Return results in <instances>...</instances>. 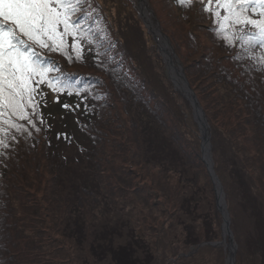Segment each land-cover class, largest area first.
Returning <instances> with one entry per match:
<instances>
[{
    "label": "trees",
    "instance_id": "16d2710c",
    "mask_svg": "<svg viewBox=\"0 0 264 264\" xmlns=\"http://www.w3.org/2000/svg\"><path fill=\"white\" fill-rule=\"evenodd\" d=\"M158 3L167 6L168 12L163 26L154 13L156 19L205 112L213 170L225 193L229 221L232 204L226 181L233 184L235 180L238 197L242 199L246 195L252 201L248 208L255 223L256 241L263 244V251L253 246L252 250L256 251L253 258L254 251L246 249L243 258L239 256L240 264H264V231L261 232L264 229V71L246 54L241 53L244 56L241 60L235 59L241 50L229 49L216 34L212 12L223 13V9L217 7L215 0L211 5L207 0L191 6H180L176 0H158ZM148 4L152 8L151 0ZM89 11L92 19L84 23L83 29H92V43L79 36L65 37V54L44 50L45 64L54 65L63 75L49 74L53 78L51 88L57 89L54 98L47 84L38 86L43 97L39 98L40 116L35 122L41 131L25 125L31 136L16 133L17 139L10 141L8 149L0 148L5 153L0 156V264H45L42 261L45 258L49 259L47 264H72L75 258L71 243L76 248L78 239L84 236L82 224L75 219L67 220L65 210L69 199L76 205H91L94 203L91 198L100 203L101 194L97 190L100 185L97 182L96 187L92 186L95 181L91 173L97 169L94 152L103 148L102 145H110L107 150L113 155L111 173L115 189L111 194H123L134 184L137 174L147 176L145 185L138 190L135 185L132 189L141 203L140 216L136 226L128 231L125 241L129 244L113 250L114 264L146 262L148 256L145 260L136 258L138 246L145 250V255L149 254V247L162 235L173 240L181 238L183 245L200 242L201 239L195 241L193 224L175 213L198 211L207 193L215 197V209L210 217L221 229L222 215L216 208L213 181L199 156V127L188 99L174 86L167 72H163L164 61L157 48L156 80L162 92L174 101L171 105L163 94V101L159 99L154 84L141 73L138 58L132 52L140 42L146 45V39L151 36L136 0H93ZM73 44L81 50L79 59ZM111 44L113 51L109 54L104 49ZM152 44L156 46L155 42ZM260 51L255 50L257 55ZM57 80L61 83H56ZM66 82L73 86L66 87ZM40 120L44 123L40 124ZM178 121L188 125L187 131L192 130L195 143L192 150H188V141L175 127ZM225 136L232 139L228 146L222 145ZM194 155H198L208 187L200 183L196 174L191 178L186 175L184 156L195 162ZM129 159L135 165L133 168L126 164ZM139 167L158 178L150 180ZM62 184L75 192L63 193ZM186 185L190 193L179 199L178 193ZM80 189H87L91 196L78 194ZM49 217L53 223L48 221ZM209 221V216L202 218L203 225L211 224L202 234V240L209 244L202 250L208 253L217 246L225 257V243L210 241L216 228ZM141 225H149V230L156 234L153 242L138 235ZM230 229L236 241L231 222ZM113 234L120 235L117 229H113ZM92 247L98 252L96 245ZM180 251V244H176L169 252ZM235 262L239 264L238 257Z\"/></svg>",
    "mask_w": 264,
    "mask_h": 264
},
{
    "label": "rangeland",
    "instance_id": "374dc122",
    "mask_svg": "<svg viewBox=\"0 0 264 264\" xmlns=\"http://www.w3.org/2000/svg\"><path fill=\"white\" fill-rule=\"evenodd\" d=\"M151 2H152V8L151 7L150 8L152 10L154 9L153 10L154 13H157V16L159 19H161L160 21L163 26L164 18L167 17V12H168L167 6L162 7L158 3V0H151ZM130 12L131 11H126V13H130ZM136 17L139 16L136 14ZM151 36H149L146 39L147 40L146 45L140 42V44H138L132 52L138 58L136 62L138 63V66L140 65L139 70L141 71V73L147 76L151 84L152 83L154 84L153 85L155 87L154 90L157 93L159 99L163 101L164 97H162L161 95L163 94L167 99L168 103L171 105V103L174 101L169 96H167L162 92L160 88V83L156 80L157 78L156 72L158 69L157 64L159 63L155 54V50L156 48L158 52L159 50H158V44L154 40L153 36H152L153 39L151 38ZM110 38H112V36H110ZM115 40H117L116 37ZM154 42L156 43V46L155 44H152ZM142 48L144 49L141 50ZM146 48H148V51H146ZM104 50H107L106 52L111 54V52L113 51L112 44L107 45V49ZM118 64L119 62H117L115 66H118ZM162 70L163 72L166 71L168 74V69L165 63L163 65ZM58 73L59 76L63 75L62 71H59ZM64 85H66V87L73 86V84H69L67 82ZM49 92L52 98L56 97V91H53V88H49ZM178 124L179 125L178 126L175 125V127H177V129H179V131L184 136V138H186L185 142L188 141V143H186L187 147L189 148L188 150H192V147L195 146V143L192 141L190 134L192 130L190 129L189 131H187L186 126L188 125L185 126L181 124L180 121H178ZM199 135H200V131H199ZM231 141L232 139L229 136H225V138L222 141V145L228 146V143H231ZM219 143L221 146V142ZM109 146L110 145H102L100 147H103L104 149L100 148L96 153L94 152V157L96 160L95 165L97 169L96 172L94 171V173L90 172L93 178L92 181H95V183L92 186L96 187L97 182H99L100 185V188L97 187V190L101 194L100 203H98L97 201L95 203V200L88 196L86 197L91 198L94 201V203L91 205H81V204L76 205V203L73 200L71 199L68 200L69 202L65 210L66 212L65 218H67V220L75 219V221H78V223L82 224V232L84 236V238L78 239L79 243L76 245V248L71 243V248H72L71 251L74 253V258H75L72 264H114L113 254L115 251L113 250H115L120 246L129 244L128 241H125L129 237L128 231L129 229L134 228L139 220V216H140L139 206H141V203H139L136 200L137 196H134L132 189L135 185H137L136 190L140 189L141 185H145V181H147V176L137 174L134 177V184H132L129 188L124 190L123 194L120 193L111 194V191H114L115 187L113 182L114 176L111 173V164L113 163V155L111 150L109 149L107 150ZM199 148L201 152V139H200ZM210 153L212 155L211 147H210ZM226 153H228L227 148H226ZM194 156H195V162L193 159H189L188 161L184 156L183 162L187 167L186 175L187 177L191 178L193 177L194 174H196L199 178L200 183L208 187L207 178L204 174V171L200 167L201 164L199 163V159L196 158V156L198 155H194ZM199 156L202 159V153H200ZM126 164H128L127 166H129V168H133V166H135L131 159H129L128 162H126ZM139 169L145 172L150 180L158 178L155 174L151 173L149 170H147L144 167H139ZM91 175H89V177H91ZM183 183L185 182L183 181ZM62 185L64 188L63 193L66 192L68 195H70L72 192L73 193L75 192L72 189L68 190V188L64 186V184ZM225 185L227 186V190L229 194L228 197L232 204L230 207V212L232 215V218H230L231 220L230 222L231 225L234 227L235 235L237 237L236 241L233 239V243L235 244L234 264H236L235 260L237 257H238V262L240 264L241 261L239 259V256L243 258V255L246 254V249L254 251L252 256L254 258L256 251L254 248L252 250V247L257 246L259 249L263 251V244L256 241L255 223L253 222V215L251 214V210L248 208L252 202L251 199H249L246 195H242V199L238 197L237 191H239V187L236 186L237 184L235 183V180L233 181V184H231L228 180L225 182ZM48 191L49 190H47L46 193ZM77 193L91 196L88 193L87 189L85 190L80 189ZM189 193H190V187L188 185L184 186V188L181 189L178 193L179 199H181L184 195H187ZM224 197H225V193H224ZM214 198L215 197L212 194L207 193V198L198 208V211H194V212L189 211L187 214H182L181 210H179L177 213H175L176 217H182L186 221H189L191 222V224H193L195 228L194 231L196 233L195 241L201 239L200 242H198L197 244L183 245L181 243L183 242L181 238L177 237V239L173 240L172 238L166 235H162L158 238V241L155 242L153 246L149 247V254L145 255V250L142 249V247L138 246L137 251L135 252L136 258L145 260V256L149 257V259L148 258L146 259V262H142L141 264H226L228 252L227 255L224 257V255L223 256L220 255L217 246L214 249H211V251H209L208 253L203 252L202 250L206 245H209L206 243L207 242L206 240H202V234H204L205 231L207 232L208 231L207 228L211 226V224L208 223L206 226L203 225L202 218L205 219L207 216H209L210 221H212L213 226L216 228V233L214 232L213 237L210 240L211 242L219 241L223 238V235L221 234V229L218 228L219 226L217 221H215L213 217L212 218L210 217V215L211 216L213 215V211L215 209ZM244 198H246V200H244ZM156 202L157 201L154 199L152 201L153 205H155ZM240 204H242L244 207H241ZM104 207L107 209L104 210L105 209ZM115 208L116 210L114 211ZM201 213L202 216L200 217ZM48 221L53 223L51 217L48 218ZM113 229H117L118 234L120 235L119 236L114 235ZM263 231L264 229L261 230V232ZM138 235L141 238L142 237L145 238L146 241L148 242L149 241L153 242L154 239L156 238V234L152 233L149 230V225L148 227H146L145 225H141ZM262 235H264V233H262ZM191 243H194V241ZM91 244L97 246L98 252H96L93 249ZM176 244H180L182 251H180L179 253H175V252L170 253L169 251L173 247H175ZM48 260L49 259L45 258L42 261L45 264H47L46 261ZM246 263L247 262H243V264Z\"/></svg>",
    "mask_w": 264,
    "mask_h": 264
},
{
    "label": "snow or ice",
    "instance_id": "6c2138e0",
    "mask_svg": "<svg viewBox=\"0 0 264 264\" xmlns=\"http://www.w3.org/2000/svg\"><path fill=\"white\" fill-rule=\"evenodd\" d=\"M176 2L191 6L203 0ZM207 3L211 5L213 0ZM215 3L223 9V13L208 9L215 17L216 34L229 49L241 50L235 59L241 60L244 58L241 53L246 54L264 71V0H215ZM92 8L93 0H0V148L8 149L10 141L17 139L16 133L31 136L25 125L41 131L35 122L40 116L39 98L43 97L38 86L45 83L51 88L53 78L49 74L60 71L45 64L44 50L65 54V37L79 36L92 43V29H83L84 23L92 19L89 11ZM72 48L79 59L80 48L75 44ZM257 48L261 50L258 55ZM4 155L0 152V156Z\"/></svg>",
    "mask_w": 264,
    "mask_h": 264
},
{
    "label": "water",
    "instance_id": "95a60500",
    "mask_svg": "<svg viewBox=\"0 0 264 264\" xmlns=\"http://www.w3.org/2000/svg\"><path fill=\"white\" fill-rule=\"evenodd\" d=\"M137 9L141 15V18L151 32L154 40L158 44V50L162 56L164 63L168 69V76L173 82L174 86L177 87L181 93L188 99L191 107L192 114L195 121L198 123L201 139V153L202 159L204 160L209 175L213 181L215 195H216V208L221 212L222 215V225L221 232L222 235H228V242L226 246H231L230 251V264L234 263V251L235 244L233 243L232 232L229 227V216L226 209V204L224 200V193L222 190L221 183L213 170V162L210 154V142H209V126L206 120L205 112L202 109L195 92L190 87L187 78L183 72L181 64L178 62V59L173 51V47L169 41L168 36L160 28L159 22L156 19V16L152 9L148 6V0H136ZM224 241L222 238L221 241L214 242L221 243Z\"/></svg>",
    "mask_w": 264,
    "mask_h": 264
},
{
    "label": "bare ground",
    "instance_id": "6f19581e",
    "mask_svg": "<svg viewBox=\"0 0 264 264\" xmlns=\"http://www.w3.org/2000/svg\"><path fill=\"white\" fill-rule=\"evenodd\" d=\"M223 238H224V241H223V242H221V243H225V241H226V236H225V235H223ZM229 248L231 249L232 247H231V246H229ZM226 264H230V254H229V256H227V259H226Z\"/></svg>",
    "mask_w": 264,
    "mask_h": 264
}]
</instances>
